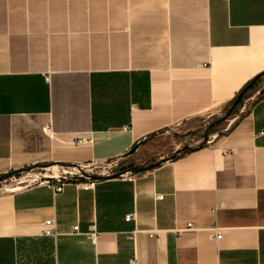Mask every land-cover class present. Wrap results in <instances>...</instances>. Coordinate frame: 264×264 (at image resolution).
<instances>
[{
  "label": "crops",
  "instance_id": "0c3cea01",
  "mask_svg": "<svg viewBox=\"0 0 264 264\" xmlns=\"http://www.w3.org/2000/svg\"><path fill=\"white\" fill-rule=\"evenodd\" d=\"M262 72L264 0H0V177L134 157ZM210 135L129 180L8 187L0 264H264V96Z\"/></svg>",
  "mask_w": 264,
  "mask_h": 264
},
{
  "label": "rangeland",
  "instance_id": "374dc122",
  "mask_svg": "<svg viewBox=\"0 0 264 264\" xmlns=\"http://www.w3.org/2000/svg\"><path fill=\"white\" fill-rule=\"evenodd\" d=\"M262 90H264V77L261 78V81L259 82V84H257L256 89L252 90L248 93L247 96H245V99L241 104V108H237L235 110L234 115L228 117L227 119H224L223 122L216 126L218 130L215 132L219 135H222L225 131L227 124L230 121L238 120L244 111H247L249 108H251V106L256 102V99L260 97L259 92ZM223 115L224 113L218 117L208 119V121L206 122L199 124L197 123V125L190 130H177L180 131L178 132L179 134H177L176 130H169V132H166V135L154 142H151L147 150L136 154L134 157H130L129 159L125 160H114L111 162L98 164V166H96L97 168H93L92 171H90V169H87L86 173H94L97 175L99 174L101 177H111L114 174H119L126 171L130 172V170L133 171L134 168L146 167L148 165L158 162L161 158L167 159L174 155L175 152L181 151L185 147H189L192 149L194 147H198V145L204 142V137L206 133L205 129L208 124L222 119ZM209 136L211 137L212 135L209 134ZM209 136L205 145L209 144V141L211 139ZM172 144H174L173 146L177 148L176 151L173 150L174 147H172ZM64 171L75 172V169L67 168ZM57 173H59L57 168H54L52 171H47L42 167H35L33 170H30L28 172H21L19 174L12 175L11 177L4 179L0 182V186L6 185L7 187L19 188V186L34 184V180L36 178H41L43 176H51L52 174Z\"/></svg>",
  "mask_w": 264,
  "mask_h": 264
},
{
  "label": "built area",
  "instance_id": "2783aa9c",
  "mask_svg": "<svg viewBox=\"0 0 264 264\" xmlns=\"http://www.w3.org/2000/svg\"><path fill=\"white\" fill-rule=\"evenodd\" d=\"M43 133L46 134L49 138H52L53 135H54L52 133L50 127L49 128L48 127L44 128L43 129ZM86 142H87V140L85 138H81V140L78 141V143L80 145L85 144ZM96 166H98V165H93V166H90V167H87V166H78V167H81V168L82 167H86V168L82 169V171H79L78 168L76 167V168H73V169H75V172H68V171H66V172H64V173H62V174H60V175L57 176L56 182H58V183H64V182H67V181H71V179H72V181H76L78 179H84L87 182V186L90 187V186H92L94 184V182L88 180L86 177L81 178V175H82V173H84V174H87V175H93V176H97V177L100 176L99 174L97 175V174H94V173H92V174L86 173L87 172V169H90V171H92L93 168H97ZM111 177L109 176V177H103V178H111ZM117 177L123 178V179H126V180H129L130 179V177H128V172L127 171L126 172H123V173H119ZM35 181H36V179L34 180V184H35ZM41 183H47V184H49L51 182H45V181H43ZM7 190H10V189L6 185H1L0 186V194H2L4 191H7ZM55 190H56V192H61L62 191V186L56 187ZM156 199L157 200H162L163 197L162 196H158ZM132 220H134V214H131V215H129V216L126 217V221L129 222V221H132ZM72 229H73V232L74 233H78L79 232V229H78L77 226L73 227ZM186 229H192V226L190 224H188ZM42 230H43L42 231V235L44 237H47V238H51V239L52 238H55L57 236V234H58L57 233V230L55 229V222H54V220L45 221L43 223V225H42ZM206 232L208 234L209 240H211V241L212 240L213 241H219L221 239V237H222V231H221V229L218 228L215 225L212 226L210 229H208ZM87 235H88V238H89L90 242L93 245H95L96 242H97V240H98V237H99L98 233L93 229ZM154 236H157V233H155Z\"/></svg>",
  "mask_w": 264,
  "mask_h": 264
},
{
  "label": "trees",
  "instance_id": "16d2710c",
  "mask_svg": "<svg viewBox=\"0 0 264 264\" xmlns=\"http://www.w3.org/2000/svg\"><path fill=\"white\" fill-rule=\"evenodd\" d=\"M264 77V72L258 74L255 76V78H253L252 80H250L248 83H246L243 87H241L239 89V92H237L235 95H234V98L228 103V105L226 106V108L224 109L223 113V118L218 120V121H215V122H212L210 124H208V126L206 127V133H205V137L208 138L209 134L211 133H214L215 132V127L218 126L221 122L224 121V119H227L228 117L232 116L235 114V110L243 103L244 99H245V96H246V93L248 91H252L254 90V87L261 81V78ZM242 94V99L238 102V96ZM259 98H262L264 96V90L260 91L259 92ZM206 143V139L204 138V142L200 145H198V147H194L193 149L192 148H189V147H185L183 148V150L181 151H177V153L175 154V156L171 159H169L170 161H175L177 160L179 157L185 155V154H189V153H193V151H196V150H199V149H203L204 147H206L205 145ZM137 144H134L133 146H131V149L133 147H136ZM168 161V160H167ZM135 169V168H134ZM133 169V170H134ZM78 182H83L84 179H78L76 180ZM1 182V181H0Z\"/></svg>",
  "mask_w": 264,
  "mask_h": 264
},
{
  "label": "water",
  "instance_id": "95a60500",
  "mask_svg": "<svg viewBox=\"0 0 264 264\" xmlns=\"http://www.w3.org/2000/svg\"><path fill=\"white\" fill-rule=\"evenodd\" d=\"M239 98H238V102L242 99V94H240L239 96H238ZM205 139H206V142H207V138L205 137ZM137 150V146L136 147H133L132 149H130V151L128 152V153H126L123 157L124 158H127V157H130V155H132V154H134V152ZM183 150V149H182ZM177 152H175V154H176ZM175 154L174 155H172L170 158H168V159H162L161 161H159V162H157V163H155V164H151V165H148V166H146L145 168H135L134 170H135V172H141V171H146V170H150V169H153V168H156V167H158V166H160V165H162V163H164V162H166L167 160H169V159H171V158H173L174 156H175ZM78 168V170L79 171H82V169H84V168H86V167H77ZM33 169V167H30V168H25V169H21V170H19V172H14V173H7V174H4L3 176H1L0 177V181H3L4 179H6V178H9V177H11L12 175H16V174H19V173H21V172H28V171H30V170H32ZM128 172V171H127ZM118 176V174H114V176H112L111 178H115V177H117ZM83 177H86L88 180H90V181H93V182H97V181H99L100 179H102L103 177H101V176H93V175H87V174H84V173H82V175H81V178H83ZM56 180H57V177H41V178H36V181H35V183H41V182H43V181H45V182H56ZM71 181H72V179H71Z\"/></svg>",
  "mask_w": 264,
  "mask_h": 264
},
{
  "label": "bare ground",
  "instance_id": "6f19581e",
  "mask_svg": "<svg viewBox=\"0 0 264 264\" xmlns=\"http://www.w3.org/2000/svg\"><path fill=\"white\" fill-rule=\"evenodd\" d=\"M51 170H52V169H51ZM58 174H59V173H57V174H52L51 176H52V177H57ZM51 176H48V177H51ZM45 177H47V176H45Z\"/></svg>",
  "mask_w": 264,
  "mask_h": 264
},
{
  "label": "flooded vegetation",
  "instance_id": "af4514ba",
  "mask_svg": "<svg viewBox=\"0 0 264 264\" xmlns=\"http://www.w3.org/2000/svg\"><path fill=\"white\" fill-rule=\"evenodd\" d=\"M33 169H34V168H33ZM33 169H32V170H33Z\"/></svg>",
  "mask_w": 264,
  "mask_h": 264
}]
</instances>
